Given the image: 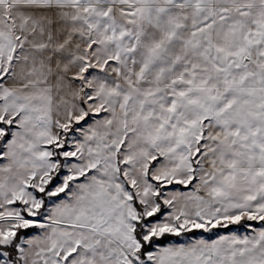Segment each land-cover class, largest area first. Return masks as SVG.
<instances>
[{
  "label": "snow or ice",
  "instance_id": "obj_1",
  "mask_svg": "<svg viewBox=\"0 0 264 264\" xmlns=\"http://www.w3.org/2000/svg\"><path fill=\"white\" fill-rule=\"evenodd\" d=\"M0 264H264V0H0Z\"/></svg>",
  "mask_w": 264,
  "mask_h": 264
}]
</instances>
